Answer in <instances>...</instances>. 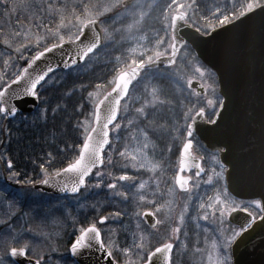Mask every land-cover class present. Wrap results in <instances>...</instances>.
<instances>
[{"label":"snow or ice","instance_id":"6c2138e0","mask_svg":"<svg viewBox=\"0 0 264 264\" xmlns=\"http://www.w3.org/2000/svg\"><path fill=\"white\" fill-rule=\"evenodd\" d=\"M0 4L8 17L17 13V30L0 43L3 65L12 69L9 79L0 74V117L29 119L22 105L31 98L34 106L36 101L46 105L38 115L46 118L50 112L55 118L66 107L59 102L47 106L41 90L50 74L57 69L78 72L101 52L109 57L106 76L95 78L103 83L81 79L72 88L80 101L66 118L79 143L65 141L56 155L46 152L37 165L41 178L26 180L34 188L48 187L77 200L85 192L105 194L88 204L96 215L86 226L77 228L79 219L67 212L73 239L66 251L73 258L95 254L96 264H176L175 255L191 245L192 254L201 257L197 264H236L238 244L254 226L264 227V165L259 192L254 193L259 198L242 199L232 184L228 147L209 149L200 140L202 125L218 126L227 96L218 72L202 61L198 49L219 30L235 27L251 14H264V0ZM19 13L34 28L20 25ZM158 143H163L159 150ZM197 151L208 156H197ZM208 160L211 166L205 167ZM65 161L66 166L56 167ZM6 162L10 175L0 194L15 211L0 221L10 229L0 236V264H67L40 250L37 241H46L53 256L58 252L48 233L32 234L29 227L18 232L9 223L26 213L19 207L21 196L7 190V182L21 183V173L13 170L11 158ZM169 171L174 175L167 176ZM64 207L58 202L48 210L63 214ZM112 207L118 210L108 211ZM125 218L134 222V230L128 246L121 247L120 231L110 224L119 223L126 231ZM153 238L160 240L158 246Z\"/></svg>","mask_w":264,"mask_h":264},{"label":"water","instance_id":"95a60500","mask_svg":"<svg viewBox=\"0 0 264 264\" xmlns=\"http://www.w3.org/2000/svg\"><path fill=\"white\" fill-rule=\"evenodd\" d=\"M198 51L202 61L218 72L227 96L226 110L218 126L202 125L200 140L209 149L228 147L233 187L242 199H257L254 193L259 192L264 165V14H251L235 27L219 30L213 38L200 42ZM196 87L194 83L193 88ZM39 105L40 101L34 106L29 98L22 107L31 114ZM40 187L43 186H36ZM42 192L64 196L48 187H43ZM254 229L235 248L236 264H264V227ZM73 259L79 264H96L97 257L93 254Z\"/></svg>","mask_w":264,"mask_h":264},{"label":"rangeland","instance_id":"374dc122","mask_svg":"<svg viewBox=\"0 0 264 264\" xmlns=\"http://www.w3.org/2000/svg\"><path fill=\"white\" fill-rule=\"evenodd\" d=\"M226 0H222L223 3ZM243 1V0H242ZM241 1V2H242ZM15 0H9V3H14ZM240 2V0H239ZM220 4V3H219ZM5 13V9L2 4H0V43L5 38L11 39V33L16 31V15L17 13H13L11 17H8ZM19 24L24 28H34V24L30 23L26 18L25 13H19ZM5 52V49L0 46V53ZM4 57H0V74H5L4 78L9 79L10 74L12 72L11 68H5L3 65ZM23 66V65H21ZM191 75V73H189ZM59 77L56 74L52 75V79L46 84L51 85L55 83ZM195 79V78H194ZM2 117H0V129L2 123ZM4 130V129H3ZM2 140L0 137V187H3L6 183V177L10 175V170L7 167L6 155L2 151ZM134 143V142H129ZM163 147V144L160 145L158 143V149ZM207 157L208 155H204ZM207 163L209 167L211 166V161L208 160ZM147 179V177H145ZM8 192L13 194H19L21 196V202L19 207L24 209L25 215H16L13 216L12 220L9 223L12 224L13 228H15L18 232H22L25 227H29L32 229V234L36 233H48L55 240V245L58 248V252L56 255H52L51 249L49 247V243L46 241H37L40 246V250L44 252H48L49 256H51L52 261H60L61 257L63 261L70 264L67 260V243L72 237V227L71 220L67 219V212L69 210L72 211L73 215H75L79 219V223L76 227H80V222L86 221L87 223L91 222L96 213H93L92 210L88 207L89 203H94L97 200H101L104 193L97 194L95 192H85L80 200L75 199L74 197L60 198L54 200V196L44 194L37 190L31 188V186H23L16 184L15 181L7 182ZM152 197H149L151 199ZM8 197H4L0 194V221L8 220V216L11 212L15 211L14 207H9L8 205ZM58 202H62L64 207L63 214L61 212H49L48 205L55 204ZM35 209L36 211H32ZM118 210L115 207L109 208L108 211ZM147 210V209H146ZM253 211V209H250ZM178 211V209H177ZM111 227L120 231V241L121 247L128 246L131 242V233L134 230V222L129 221L125 218L123 229L121 230L120 224H110ZM10 231L7 223L0 224V236L6 235ZM163 231V229H162ZM59 233V236H57ZM31 234H29L30 236ZM153 244L159 245L160 240L158 238H153ZM3 251V248L0 247V252ZM48 258V257H46ZM176 264H197L200 261L201 257L199 255H193L191 252V245L189 249L186 251H182L179 254L175 255ZM206 260V256L204 257Z\"/></svg>","mask_w":264,"mask_h":264},{"label":"trees","instance_id":"16d2710c","mask_svg":"<svg viewBox=\"0 0 264 264\" xmlns=\"http://www.w3.org/2000/svg\"><path fill=\"white\" fill-rule=\"evenodd\" d=\"M221 2L222 0H206L209 5L223 4L229 2V0ZM108 59L107 53L101 52L78 72L68 73L60 71L55 73L59 79L51 85H45V88L41 90L43 97L49 102L48 107L55 106L58 102L66 107V110L61 111L55 118L50 112L46 118L38 115L41 109L46 107L40 102L39 109L30 114L29 119L15 118L8 120L4 130L1 125L2 151L7 158L13 160V170L21 173V183L19 185L28 186L29 184L26 183L27 179L36 178L38 180L41 178L37 165L44 162L41 158L46 152H52L53 155H56L57 148L65 147V141L79 143L78 133L72 128L71 122L66 118L78 106L80 101L79 93H73L72 88L81 79H92L96 83H103L102 80H96L95 78L97 76H106L108 73ZM107 78L110 79V76H107ZM66 93H70V95H66ZM87 112H90V108L86 106ZM2 119L4 120V118ZM80 119L83 120L84 117H80ZM67 155L71 157L74 154L68 153ZM62 166H66V161L56 164V167ZM80 225L86 226L87 223L82 221Z\"/></svg>","mask_w":264,"mask_h":264},{"label":"flooded vegetation","instance_id":"af4514ba","mask_svg":"<svg viewBox=\"0 0 264 264\" xmlns=\"http://www.w3.org/2000/svg\"><path fill=\"white\" fill-rule=\"evenodd\" d=\"M6 124H7V121H6V119L4 118V120H3V129H5V127H6ZM195 155H197V156H201V155H208V153H206V152H202V151H197L196 153H195ZM173 159H175V157H173ZM205 167H209V164L208 163H205V165H204ZM172 175H174V173L173 172H171V171H169L168 173H167V176H169V177H171ZM67 197H71V196H67ZM67 197H55L54 196V200H56V199H60V198H67ZM250 211H252V210H250ZM86 222V221H85ZM87 223V222H86ZM88 224V223H87ZM72 239H73V236L70 238V240L68 241V243H67V248H70V244H71V241H72ZM158 246V245H157ZM118 259H120V257H118ZM66 260L70 263V264H73V262H74V264H79V263H77L76 261H75V259H73V257L71 256V254H70V252H68L67 251V257H66Z\"/></svg>","mask_w":264,"mask_h":264}]
</instances>
